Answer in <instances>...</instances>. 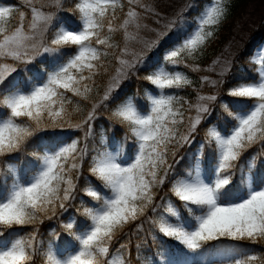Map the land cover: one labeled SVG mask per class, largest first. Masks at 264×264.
Listing matches in <instances>:
<instances>
[{
    "label": "snow or ice",
    "instance_id": "6c2138e0",
    "mask_svg": "<svg viewBox=\"0 0 264 264\" xmlns=\"http://www.w3.org/2000/svg\"><path fill=\"white\" fill-rule=\"evenodd\" d=\"M230 4L210 0L194 23L182 10L161 29L145 22L150 12L159 23L160 14L143 0H76L74 25L45 10L62 7V0H24L27 12L0 6V159L11 158L0 181V264H35L38 256L44 264H132L125 240L145 224L161 248L171 240L201 257L174 255L166 264H264V257L231 246L264 242V180L252 175L245 188L229 187L236 172L243 173L241 157L249 153L251 172L256 165L250 150L259 145L264 152V45L251 57L255 75L228 77L225 61L217 79L202 76L200 87L216 90L210 94L177 70L183 65L201 71L195 61L226 22ZM145 32L154 36L146 39ZM153 50L160 59L148 63ZM109 57L115 61L111 73ZM49 58L44 72L23 81L13 75ZM220 63L214 60L206 71ZM141 70L139 78L152 86L145 92L147 105L121 89ZM106 74L100 95L97 78ZM185 88L193 89L194 101L179 94ZM81 102L90 108L74 122V114L84 112ZM101 107L133 141L124 159L89 142ZM214 108L221 109L219 117L213 118ZM48 129L60 131L37 135ZM29 144L31 167L17 170L11 161L19 163ZM193 146L195 163L182 171V150ZM74 202L79 217L61 221L74 240L71 248L38 240V226L69 213ZM53 236L59 240L58 233Z\"/></svg>",
    "mask_w": 264,
    "mask_h": 264
},
{
    "label": "trees",
    "instance_id": "16d2710c",
    "mask_svg": "<svg viewBox=\"0 0 264 264\" xmlns=\"http://www.w3.org/2000/svg\"><path fill=\"white\" fill-rule=\"evenodd\" d=\"M180 1V2H178ZM255 0H231L230 4V13L226 22H224L219 31L217 32L215 38L209 43L207 49L204 52V55L201 56L196 64H199L201 71L194 72L190 68H185L183 65L179 66L177 70L184 72L189 78L193 81V85L195 88L200 90L203 93L210 94L214 89H211L210 86L205 85L203 88L200 87L201 77L208 76L213 80L217 79V71H211L206 69H210L212 66V62L216 57L225 52V47L229 44V42H234L235 40L240 39V45L237 47L236 53L232 59L231 71L228 73V77L236 76V77H245L248 75H255V68L257 67L254 63L251 62V57L255 55V51L258 49L262 43H264V17L259 22V24L252 29L249 30L247 36L242 37V24L244 15L248 11V6ZM145 4L149 3V7L155 8V10L160 14L159 21H163L164 23L167 20L171 19L175 16L176 13L183 10V14L186 18H188L189 23H194L196 16L203 10V7L210 2V0H143ZM178 2V3H177ZM76 0H62V7L57 8L55 6L46 8V11H52L56 14L57 20L63 18L67 23L73 24L78 17V13L74 11V5ZM193 5L192 7H189ZM0 6H16L19 10H23L27 12V8L24 5V0H0ZM127 7V6H126ZM143 11V10H141ZM14 18L12 23L15 24L18 21V12L14 11ZM158 17L153 15L152 13H147V17L145 22L149 25L150 28L160 29L163 25H158L157 23ZM145 38H150L154 36V33L145 32ZM169 36L175 39V31L169 33ZM114 39L117 42H120V34H117ZM167 39V38H166ZM170 42V41H169ZM148 63H155L160 59L157 50H153L147 53ZM41 59H44L43 57ZM109 60L112 61V64L109 65V73H111L112 68L115 65V61L112 57H109ZM51 63V58L46 60L44 64H41L39 60L33 65L21 66V71L13 74L19 80L23 81L35 73L37 70L40 72H44L49 64ZM189 63H193L189 61ZM27 67L31 70V72L23 71V68ZM144 74L143 70L138 73L136 76L130 77L128 80L124 81L121 86L123 93H127L130 96H133L136 101H138L142 105H147L148 101L145 96L146 90L151 89V85H149L146 81L142 80L141 77ZM228 77H224L225 83H227ZM109 80V76L102 75L97 78L98 87L96 92L100 95L103 94V90L106 87ZM179 94L188 100H195V92L192 88H185L179 91ZM95 95V93H94ZM76 99V98H74ZM81 106L84 109V112L74 114V122L81 119L85 112L90 108V104L87 102H81ZM98 118L95 121L94 125V137L90 139V143H94L97 147H107L109 151H115L121 159L126 158L131 151L130 146L133 141L131 139H125V130L121 128L119 125L115 124L109 118V110L98 109ZM221 109L214 108L213 118L220 116ZM226 115V114H225ZM228 119H231L230 117ZM223 120V117H221ZM59 129H48L47 133H38L37 135L43 136L45 134L52 135L55 132H59ZM70 131V130H68ZM82 135V134H81ZM105 140V144L101 145V138ZM54 138V137H53ZM63 138L62 136L60 137ZM203 139V134L198 137V140ZM49 141L45 140L42 143H48ZM33 147L29 144L27 150L21 154H19V163L15 161H11L13 166L19 170L23 168L24 172H28L31 164L29 163L34 159L31 155L33 151ZM185 159L181 161L180 165L177 167L180 170H185V168L189 165V163H195L193 160V153L195 152V146L191 150L184 151L182 150ZM251 157L254 158V162L256 167L249 171L245 158L249 157V153H245L241 160L239 161V167L243 170L237 171L236 175L233 177L235 181V186L230 185L233 191H239L246 187L247 175H255L257 180H264V166H261L260 161L264 159V152L260 150V146L257 145L254 149L250 150ZM11 158H2L0 159V181L4 179L3 173L6 172V162L10 161ZM211 172V168L208 169ZM241 174L244 175L245 180H240ZM106 191V190H105ZM90 199V198H86ZM95 203V202H93ZM79 207L78 202H74V207L69 210V213H65L59 219L45 220L42 225H39V236L38 240L42 239L44 244L47 245L49 241L53 243H57L60 245V249H70L74 240L71 236H69L64 229L61 227V221L64 220L65 217L73 215L75 213L76 217H79V213L75 211V209ZM80 219H84L80 217ZM31 229H24L23 231L28 232ZM53 232L59 234V240L53 236ZM152 229L150 225L145 224L143 231L137 232L134 228L128 233L125 242L129 244L132 252V264H150L151 261L156 260L159 264H166V261L172 256H181L186 257L189 260L199 261L201 257L197 254L188 253L186 250L182 249V246L177 245L175 241H167L166 244L161 248V246L156 242L153 238ZM139 246V247H137ZM232 247L238 248L241 253H254L258 256L264 257V242L258 244H252L250 242H242L239 245L232 244ZM206 247H211L206 246ZM137 257L139 259H137ZM35 264H44V260L42 256H38L35 260Z\"/></svg>",
    "mask_w": 264,
    "mask_h": 264
},
{
    "label": "rangeland",
    "instance_id": "374dc122",
    "mask_svg": "<svg viewBox=\"0 0 264 264\" xmlns=\"http://www.w3.org/2000/svg\"><path fill=\"white\" fill-rule=\"evenodd\" d=\"M180 2V1H178ZM177 2V3H178ZM149 5V3H147ZM264 17V0H255L250 5L248 6V11L243 17V20L241 21L242 24V37L247 36L249 33V30L251 31L254 29L259 22L263 19ZM165 24L163 21H159L158 25H163ZM158 29V27L156 28ZM161 29V28H160ZM240 45V39L235 40L234 42H229V44L225 47V52L220 54L218 57H216L214 60L220 59L221 63L216 65V71L219 73L223 70L225 66V61L229 62L230 67L232 65V59L236 53L237 47ZM261 45H264L262 43ZM137 50L141 47L140 45L135 46ZM257 49L256 51H258ZM256 54V52H255ZM212 67V66H211ZM212 79V78H211ZM252 176L251 174L247 175V179Z\"/></svg>",
    "mask_w": 264,
    "mask_h": 264
}]
</instances>
